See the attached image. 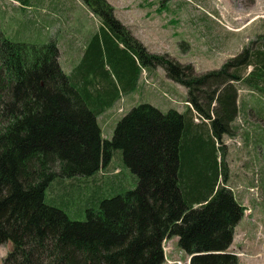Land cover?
<instances>
[{
    "label": "trees",
    "instance_id": "trees-1",
    "mask_svg": "<svg viewBox=\"0 0 264 264\" xmlns=\"http://www.w3.org/2000/svg\"><path fill=\"white\" fill-rule=\"evenodd\" d=\"M83 1L101 26L71 74L56 40L14 42L0 30V246L10 245L3 264H163L174 237L190 264H240L230 248L246 193L230 185L222 139L240 129L248 138L240 90L264 100V26L249 43L222 38L238 54L218 56L220 68L198 74L147 49L107 0ZM160 67L187 90L183 111L147 98ZM109 111L128 113L106 140L99 122ZM117 151L135 189L106 196L100 186L75 188ZM73 204L89 205L86 220L66 213Z\"/></svg>",
    "mask_w": 264,
    "mask_h": 264
},
{
    "label": "rangeland",
    "instance_id": "rangeland-1",
    "mask_svg": "<svg viewBox=\"0 0 264 264\" xmlns=\"http://www.w3.org/2000/svg\"><path fill=\"white\" fill-rule=\"evenodd\" d=\"M55 1L58 0H32L28 6L22 7L16 0H0V30L14 42L45 44L56 40L64 53V70L71 74L83 60L101 21L86 7L83 0H64L70 1L71 5L67 2L61 5V2ZM107 1L113 6L115 16L147 49L153 53L167 54L182 64H192L198 74L220 68L225 61L218 56L225 58L238 54L237 47H231L232 41L228 44L222 38L239 39L247 43L264 26V0ZM59 6L64 9V14H58ZM205 15L221 28L214 26L213 22L212 26L207 27L206 22L201 20ZM215 29L222 34H214ZM220 44L227 47L229 53L218 51ZM215 51L218 52L214 54ZM149 80L156 87L148 86L155 93L148 92L147 98L151 96L158 103L147 102L161 106L165 112L170 108L182 111L187 108V90L169 80L163 68H156ZM249 94L244 89L239 92L241 103L245 101L250 109L247 112L248 138L243 137L244 130L240 129L234 135L224 136L222 145L225 148L230 185H242V188H238L240 192L246 193H242L247 207L246 217L237 229L238 237L233 246L240 255L241 252L245 253L243 256L246 264H264V100ZM146 101L140 100L138 103ZM255 106L259 109H254ZM131 108L128 107V110ZM109 115L107 112L99 122L104 126L103 137L106 140L113 138L120 120L111 124ZM199 122L197 119L196 123ZM218 154L221 156L220 152ZM98 186L109 189L106 196L136 188L137 182L124 167L120 151L114 153L110 164L102 168L92 180L80 181L75 188L89 192ZM250 188L255 189V194L248 191ZM88 206L79 209L80 205L73 204L64 209L71 219L83 221L86 220ZM165 245L163 264H188L189 256L179 248L177 237L168 240ZM240 248L244 251H240ZM9 250L10 245L0 246V264H3Z\"/></svg>",
    "mask_w": 264,
    "mask_h": 264
},
{
    "label": "crops",
    "instance_id": "crops-1",
    "mask_svg": "<svg viewBox=\"0 0 264 264\" xmlns=\"http://www.w3.org/2000/svg\"><path fill=\"white\" fill-rule=\"evenodd\" d=\"M177 109V108H176ZM177 110H179V109H177ZM180 111V110H179ZM109 114H110V116H111V118H109V120H111V124L112 123H116V121L118 120V119H121L123 116V114H116V112H114V111H109ZM238 196V195H237ZM243 197V196H242ZM243 199L244 198H242V200H241V203L246 207V203L245 202H243ZM247 208V207H246ZM246 217V214H245V216H244V218ZM243 218V219H244ZM243 219H242V221H243ZM242 221L239 223V225L237 226V228H236V231H235V238H234V242H233V244H232V246L234 245V243H235V240H236V237H238V235L236 234L237 233V229H238V227L240 226V224L242 223ZM243 242H246V240H244ZM244 245V244H243ZM231 246V248H230V251H232L233 253H236L238 256H239V259H240V264H246V261H244V256H245V253L244 252H241V255L239 254L240 252H238L237 251V249L236 248H234V246L232 247ZM240 251H244V250H242V248H240ZM244 253V254H243ZM244 255V256H243Z\"/></svg>",
    "mask_w": 264,
    "mask_h": 264
}]
</instances>
